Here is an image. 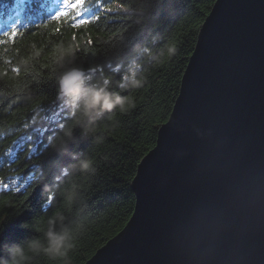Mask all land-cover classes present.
Instances as JSON below:
<instances>
[{
	"label": "trees",
	"instance_id": "trees-1",
	"mask_svg": "<svg viewBox=\"0 0 264 264\" xmlns=\"http://www.w3.org/2000/svg\"><path fill=\"white\" fill-rule=\"evenodd\" d=\"M214 1L75 0L54 17L31 0L28 25L0 34V256L32 240L46 246L57 213L53 230L68 229L73 247L27 264H84L124 227L136 167L169 117ZM15 2L0 0V20ZM74 67L96 69L86 84L131 103L87 115L66 96L55 104L60 76Z\"/></svg>",
	"mask_w": 264,
	"mask_h": 264
},
{
	"label": "water",
	"instance_id": "water-1",
	"mask_svg": "<svg viewBox=\"0 0 264 264\" xmlns=\"http://www.w3.org/2000/svg\"><path fill=\"white\" fill-rule=\"evenodd\" d=\"M95 71L63 73L55 104L65 74ZM130 187V218L84 264H264V0L214 1Z\"/></svg>",
	"mask_w": 264,
	"mask_h": 264
},
{
	"label": "clouds",
	"instance_id": "clouds-1",
	"mask_svg": "<svg viewBox=\"0 0 264 264\" xmlns=\"http://www.w3.org/2000/svg\"><path fill=\"white\" fill-rule=\"evenodd\" d=\"M61 89L67 97L66 103L73 106L74 109L82 108L85 115L96 111L112 110L119 106L123 111L126 105L131 103L130 98H123L115 93H109L106 89L86 84L79 74H65L61 78ZM67 135H71V130H67ZM83 169L90 167V161L80 162ZM64 217L57 213L47 221L48 230L46 232L47 245H41L40 241L32 240L26 246H5L7 256H0V264H27L33 258V255H39L42 251L51 258L65 257L69 249L73 247L71 236L68 229L61 232L53 230L54 224Z\"/></svg>",
	"mask_w": 264,
	"mask_h": 264
}]
</instances>
